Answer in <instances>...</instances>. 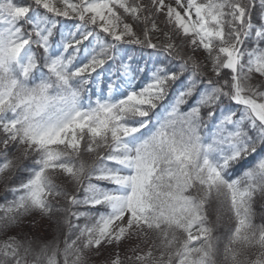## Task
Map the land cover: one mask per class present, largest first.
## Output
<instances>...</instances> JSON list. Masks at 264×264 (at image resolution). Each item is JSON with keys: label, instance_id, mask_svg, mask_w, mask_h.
<instances>
[{"label": "snow or ice", "instance_id": "6c2138e0", "mask_svg": "<svg viewBox=\"0 0 264 264\" xmlns=\"http://www.w3.org/2000/svg\"><path fill=\"white\" fill-rule=\"evenodd\" d=\"M0 264H264V0H0Z\"/></svg>", "mask_w": 264, "mask_h": 264}, {"label": "rangeland", "instance_id": "374dc122", "mask_svg": "<svg viewBox=\"0 0 264 264\" xmlns=\"http://www.w3.org/2000/svg\"><path fill=\"white\" fill-rule=\"evenodd\" d=\"M1 195H3V191H2V189H0V196H1Z\"/></svg>", "mask_w": 264, "mask_h": 264}, {"label": "trees", "instance_id": "16d2710c", "mask_svg": "<svg viewBox=\"0 0 264 264\" xmlns=\"http://www.w3.org/2000/svg\"><path fill=\"white\" fill-rule=\"evenodd\" d=\"M3 195L0 196V202H2Z\"/></svg>", "mask_w": 264, "mask_h": 264}]
</instances>
